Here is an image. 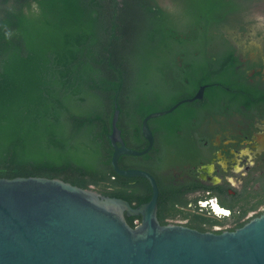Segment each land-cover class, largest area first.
Listing matches in <instances>:
<instances>
[{"label": "trees", "instance_id": "obj_1", "mask_svg": "<svg viewBox=\"0 0 264 264\" xmlns=\"http://www.w3.org/2000/svg\"><path fill=\"white\" fill-rule=\"evenodd\" d=\"M256 1L0 0V178L60 179L135 208L149 202L146 179L122 177L112 167L115 104L126 147L146 150V116L193 96L200 85L234 80L226 36L247 31ZM171 120H151L153 149L118 163L151 174L159 204L167 194L159 178L171 167ZM126 220L133 228L141 223Z\"/></svg>", "mask_w": 264, "mask_h": 264}, {"label": "water", "instance_id": "obj_2", "mask_svg": "<svg viewBox=\"0 0 264 264\" xmlns=\"http://www.w3.org/2000/svg\"><path fill=\"white\" fill-rule=\"evenodd\" d=\"M204 90L183 102L202 99ZM183 102L145 117L142 135L149 145L141 152L126 147L115 104L111 164L122 177L150 183L152 197L139 207L60 179L0 178V264H264V213L236 231L220 234L178 224L162 226L155 178L119 168L122 156L141 157L152 150L149 121L170 114ZM126 217H141V223L133 228Z\"/></svg>", "mask_w": 264, "mask_h": 264}, {"label": "flooded vegetation", "instance_id": "obj_3", "mask_svg": "<svg viewBox=\"0 0 264 264\" xmlns=\"http://www.w3.org/2000/svg\"><path fill=\"white\" fill-rule=\"evenodd\" d=\"M233 34L238 40L226 38L235 57L234 80L200 85L169 108L205 87L202 99L168 114L175 138L171 167L159 178L167 194L161 206L158 198L157 212L168 224L233 232L264 213V39L260 51L248 52L239 45L246 32Z\"/></svg>", "mask_w": 264, "mask_h": 264}, {"label": "rangeland", "instance_id": "obj_4", "mask_svg": "<svg viewBox=\"0 0 264 264\" xmlns=\"http://www.w3.org/2000/svg\"><path fill=\"white\" fill-rule=\"evenodd\" d=\"M246 35L245 41L239 43L240 47L248 52L260 51L263 45L264 39V0H257L252 5L249 17L246 19ZM236 31H229V36L235 41ZM238 40V39H237ZM240 42V41H239ZM152 85H158L157 79L154 78V74H150ZM164 101L163 99H161ZM161 108L158 104L154 105V111H159Z\"/></svg>", "mask_w": 264, "mask_h": 264}, {"label": "clouds", "instance_id": "obj_5", "mask_svg": "<svg viewBox=\"0 0 264 264\" xmlns=\"http://www.w3.org/2000/svg\"><path fill=\"white\" fill-rule=\"evenodd\" d=\"M32 8H33V10L36 11L37 13L39 12V9H38V6H37V5L33 4V5H32ZM3 27H4V30H5V32H4L5 37H6V38H10L11 35H12L11 31L7 29V26H6V25H4Z\"/></svg>", "mask_w": 264, "mask_h": 264}]
</instances>
